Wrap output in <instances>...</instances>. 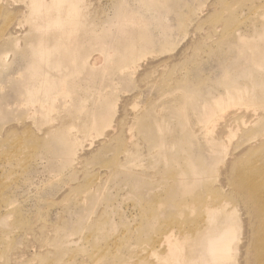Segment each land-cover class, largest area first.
<instances>
[{
    "label": "rangeland",
    "instance_id": "1",
    "mask_svg": "<svg viewBox=\"0 0 264 264\" xmlns=\"http://www.w3.org/2000/svg\"><path fill=\"white\" fill-rule=\"evenodd\" d=\"M36 4L0 0V264H166L161 232L206 225L210 182L264 131V0H83L80 51L51 57L71 24L38 55Z\"/></svg>",
    "mask_w": 264,
    "mask_h": 264
},
{
    "label": "bare ground",
    "instance_id": "2",
    "mask_svg": "<svg viewBox=\"0 0 264 264\" xmlns=\"http://www.w3.org/2000/svg\"><path fill=\"white\" fill-rule=\"evenodd\" d=\"M34 0H30V4ZM83 0H37L35 13L46 11L43 7L46 2H50V6L54 5L50 10V14L46 17V22L43 26V33L39 39L36 50L38 55H44L47 52L48 44L45 40L46 30L52 32L65 22H70L71 27L68 30L60 31L65 33L68 39L67 42H61L56 39L53 46L49 49V57H51L56 49L64 46L65 50L69 52H79L80 47L77 43V36L79 33V9L78 6ZM67 4V6H66ZM28 5V4H27ZM26 5V6H27ZM16 8H13L15 10ZM32 10V9H31ZM24 11H26L24 9ZM0 12L2 9L0 7ZM5 16V15H4ZM7 22L3 26V31L14 32L19 26L16 22H12V16L7 13L5 20ZM32 22L37 26L39 17H32ZM45 21V19H42ZM11 21V26L7 28L8 23ZM16 26V27H15ZM56 38V35H55ZM31 66V65H30ZM33 75L36 76L38 72V65L32 66ZM51 76V75H50ZM41 77L40 79L45 78ZM52 77V76H51ZM32 78V77H31ZM33 79V78H32ZM34 80V79H33ZM51 85L50 81L44 83L41 91L47 90ZM47 88V89H46ZM239 90V89H234ZM67 90L63 93L66 95ZM69 94V93H67ZM47 96V93L44 94ZM238 99H241L239 91L236 93ZM230 96V95H229ZM222 98V97H221ZM31 98H28V100ZM227 99H229L227 95ZM35 102H42L41 97L34 99ZM33 100V101H34ZM216 100V103L223 102ZM29 102V103H31ZM226 104L222 105L225 106ZM44 110V108H42ZM215 107L211 111L209 120L218 117H223L221 126L218 127L215 136L222 137L225 126L233 121V115L236 113L231 110L227 111ZM237 110L238 109H234ZM238 113V112H237ZM65 120V119H64ZM211 122V121H210ZM215 130V131H216ZM253 143H243L240 148L229 152L225 162L218 170V175L210 182L212 186V196L206 203V225L202 227V219L193 228V232L189 236H184L181 231L173 230L168 227L162 231V237L159 239L161 246L164 250L170 251V255L164 263L166 264H229L235 258V250L239 252L238 264H264V162L259 166L253 165L251 161H255V153L257 157L264 161V131H257L249 135ZM256 145V146H255ZM255 146V148H252ZM252 148V149H251ZM250 149L251 155L248 156L247 162L240 159V153L244 150ZM253 158V159H252ZM217 182V184L215 183ZM224 190V194H219L215 189ZM237 201L238 206H241L242 213L237 217L234 214V207L226 209L225 206L230 201V197ZM244 207V208H242ZM224 213V217L216 223L217 213ZM205 240V255L201 256L200 260L194 259V243L195 239ZM191 247L187 248V244Z\"/></svg>",
    "mask_w": 264,
    "mask_h": 264
}]
</instances>
